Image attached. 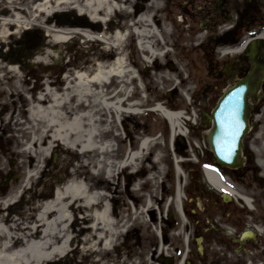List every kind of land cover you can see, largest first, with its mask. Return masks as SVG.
<instances>
[{
  "label": "rangeland",
  "instance_id": "374dc122",
  "mask_svg": "<svg viewBox=\"0 0 264 264\" xmlns=\"http://www.w3.org/2000/svg\"><path fill=\"white\" fill-rule=\"evenodd\" d=\"M188 1L191 10L184 0H0V184L10 179L0 185V264H154L152 248L172 240L169 214L188 205L184 188L218 196L201 187L196 165H214L211 111L249 64L223 54V39L235 30L243 44L241 24L262 18L264 0L228 22ZM248 104L242 165L222 169L247 197L252 150L264 163V104ZM161 112H181L174 129ZM137 142L142 153L131 150ZM37 251L51 252L33 262Z\"/></svg>",
  "mask_w": 264,
  "mask_h": 264
},
{
  "label": "flooded vegetation",
  "instance_id": "af4514ba",
  "mask_svg": "<svg viewBox=\"0 0 264 264\" xmlns=\"http://www.w3.org/2000/svg\"><path fill=\"white\" fill-rule=\"evenodd\" d=\"M254 2L255 0H246L244 3L241 0H201V5L194 7H198L199 11L216 14L213 18L228 20L229 12L259 11ZM185 3L186 8L191 10L193 4L188 0ZM251 17L252 20L248 14L243 22L245 27L248 29L253 20L260 19L259 27L264 32V13L262 18ZM261 50L260 56H255L256 51L251 53L249 49V57L245 56L249 64L244 63L238 68L242 77L252 75L255 85L260 84L254 98L259 104H264V40ZM249 172H252L249 176V195L254 211L240 209L232 200L224 202L221 196H205L189 198V204L185 205L188 212H183L182 215L183 222H179V218L172 214L168 231L172 240L166 244L169 264H176L180 259V264H264V181L256 168L252 167ZM201 187L205 189L204 186ZM197 199L199 203H196ZM156 251L157 248L155 264L159 258Z\"/></svg>",
  "mask_w": 264,
  "mask_h": 264
},
{
  "label": "water",
  "instance_id": "95a60500",
  "mask_svg": "<svg viewBox=\"0 0 264 264\" xmlns=\"http://www.w3.org/2000/svg\"><path fill=\"white\" fill-rule=\"evenodd\" d=\"M251 91L249 79L239 81L223 94L212 111L214 126L209 144L215 160L221 165H238L240 141L247 127L246 97Z\"/></svg>",
  "mask_w": 264,
  "mask_h": 264
},
{
  "label": "bare ground",
  "instance_id": "6f19581e",
  "mask_svg": "<svg viewBox=\"0 0 264 264\" xmlns=\"http://www.w3.org/2000/svg\"><path fill=\"white\" fill-rule=\"evenodd\" d=\"M115 75V74H114ZM97 77V75L96 76H94V79ZM158 109H160V107L158 106L157 107V111H158ZM165 113V115H166V117L168 118V120H169V122H170V125L172 124L173 125V129H174V124H173V121H175L176 119L178 120L179 118H180V116H181V114L180 113H169V112H164ZM144 147H145V142L144 143H142L141 144V146L138 148V153H142V151L144 150ZM141 151V152H140ZM138 153L136 154V153H134L133 154V156L135 157L136 155H138ZM205 171V178H206V180H207V182L213 187V188H215V189H217V190H225L226 192H228L229 193V195L231 196V197H240L235 191H233L232 189H230V188H227L221 181H219L218 180V178H217V176H216V174L213 172V171H211V170H208V169H206V170H204ZM88 200V202L87 203H90V200L89 199H87ZM43 212H41V214H42ZM41 214L39 215V217H40V219L42 220V216H41ZM103 215L105 216L106 214L105 213H100V214H98V217H102L103 218ZM102 221H104V219H102ZM109 220L107 219V222H108ZM51 224H52V222H50V223H48V225H46V227H45V225L40 229V232L42 233V234H46V233H48V232H51L50 231V226H51ZM106 226H108V224H106V216H105V227ZM40 227V226H39ZM51 251H53V250H51ZM51 251H49L48 252V254L50 255V252ZM48 254H47V256H48ZM7 259H10L9 258V256L8 255H4ZM47 256H46V254L45 253H42V252H40V251H37V252H32L31 253V257H32V259H34L33 260V262H37L38 260V258H40V257H44V258H47ZM3 257V256H2ZM44 258H41V259H44ZM5 259V258H4ZM1 263V262H0Z\"/></svg>",
  "mask_w": 264,
  "mask_h": 264
}]
</instances>
